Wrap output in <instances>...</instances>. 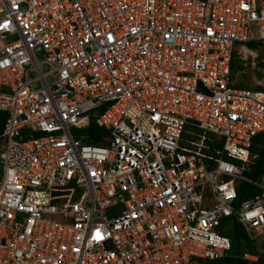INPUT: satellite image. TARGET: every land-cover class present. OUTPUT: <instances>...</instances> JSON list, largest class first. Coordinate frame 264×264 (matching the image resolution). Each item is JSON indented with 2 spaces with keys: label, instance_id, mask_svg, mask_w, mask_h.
Instances as JSON below:
<instances>
[{
  "label": "built area",
  "instance_id": "1",
  "mask_svg": "<svg viewBox=\"0 0 264 264\" xmlns=\"http://www.w3.org/2000/svg\"><path fill=\"white\" fill-rule=\"evenodd\" d=\"M236 47L264 54V0H0V264H264Z\"/></svg>",
  "mask_w": 264,
  "mask_h": 264
},
{
  "label": "trees",
  "instance_id": "2",
  "mask_svg": "<svg viewBox=\"0 0 264 264\" xmlns=\"http://www.w3.org/2000/svg\"><path fill=\"white\" fill-rule=\"evenodd\" d=\"M247 48H255L254 43H247L245 44ZM236 61L234 59V54L231 55L230 59V70L233 72L236 68ZM262 67H264V64H261ZM232 77V76H231ZM237 87L241 88H250L253 90H264L263 87L255 85V86H247L244 84L236 83ZM85 132L87 133V138H85V142L87 144L95 145L97 143V139L99 138L101 134V129L97 128L95 124L90 121L87 128L85 129ZM248 153L250 156L256 155V159L254 160L253 164H250L249 172H245L246 175L251 176L253 178H256L257 174L261 171L262 167L264 166V133L258 134L254 136L251 140L250 146L248 148ZM254 190L252 188H249L245 184H239L236 186V193H237V202H241L245 199L250 194H253ZM228 225V226H227ZM218 233L220 235H223L227 237L230 241V252L231 253H236V252H242V251H248L251 253H254L255 247L250 244L246 243L245 241L239 242V239H243V234L241 232V229L239 228L238 225L236 224H231L227 222H223L221 225V229H219ZM227 262L231 263H237V264H244V262L240 260H233V259H228Z\"/></svg>",
  "mask_w": 264,
  "mask_h": 264
},
{
  "label": "rangeland",
  "instance_id": "3",
  "mask_svg": "<svg viewBox=\"0 0 264 264\" xmlns=\"http://www.w3.org/2000/svg\"><path fill=\"white\" fill-rule=\"evenodd\" d=\"M234 59L236 68L232 72V80L235 83L247 86H261L264 88V54L262 50H256L255 53H249V50L235 48Z\"/></svg>",
  "mask_w": 264,
  "mask_h": 264
},
{
  "label": "water",
  "instance_id": "4",
  "mask_svg": "<svg viewBox=\"0 0 264 264\" xmlns=\"http://www.w3.org/2000/svg\"><path fill=\"white\" fill-rule=\"evenodd\" d=\"M5 118V112L0 111V133H1V128H2V123Z\"/></svg>",
  "mask_w": 264,
  "mask_h": 264
}]
</instances>
